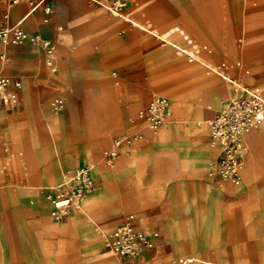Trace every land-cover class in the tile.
Here are the masks:
<instances>
[{"label": "crops", "instance_id": "obj_1", "mask_svg": "<svg viewBox=\"0 0 264 264\" xmlns=\"http://www.w3.org/2000/svg\"><path fill=\"white\" fill-rule=\"evenodd\" d=\"M16 25L55 51L0 43V77L21 84L0 102V264H264V123L244 133L235 181L209 175L207 127L233 97L264 95V0H132L122 16L0 0V31ZM155 97L169 113L151 130L139 114ZM77 168L95 190L55 220L44 190ZM124 221L155 237L145 255L106 248Z\"/></svg>", "mask_w": 264, "mask_h": 264}, {"label": "built area", "instance_id": "obj_2", "mask_svg": "<svg viewBox=\"0 0 264 264\" xmlns=\"http://www.w3.org/2000/svg\"><path fill=\"white\" fill-rule=\"evenodd\" d=\"M107 12L122 16L123 11L132 0H88ZM42 1L33 4L32 10ZM46 13L51 12L50 7L45 8ZM37 44L41 42L48 55L53 54L55 45L49 41L41 40L38 36H28L19 25L4 28L0 31V43L4 45H21L24 43ZM190 43V41H188ZM180 53L193 60L192 52ZM20 89L19 82L0 77V102L5 105H16L17 95L10 91V87ZM55 111L61 112L64 103L60 99L52 101ZM169 113V103L165 98L155 97L148 108L139 116L148 122L149 129L155 130L165 124ZM264 123V95L248 90L244 95L235 96L207 122L209 132V147L218 151L217 159L210 164L209 175L215 179L237 180L243 168V158L247 152L244 143V133L251 127ZM140 135L117 139L114 148L107 154L104 163L112 167L118 157L122 145H130L139 141ZM95 185L87 168L67 170L64 180L50 188L45 189L46 198L52 203L51 216L55 220L63 221L73 209L77 208L93 191ZM153 237L143 231L136 230L128 221H124L114 230L107 241L106 248L117 257L125 260L138 258L149 251L153 244ZM191 260L188 261L190 263Z\"/></svg>", "mask_w": 264, "mask_h": 264}, {"label": "bare ground", "instance_id": "obj_3", "mask_svg": "<svg viewBox=\"0 0 264 264\" xmlns=\"http://www.w3.org/2000/svg\"><path fill=\"white\" fill-rule=\"evenodd\" d=\"M147 122V121H146ZM146 126L149 128V126H148V122L146 123Z\"/></svg>", "mask_w": 264, "mask_h": 264}]
</instances>
